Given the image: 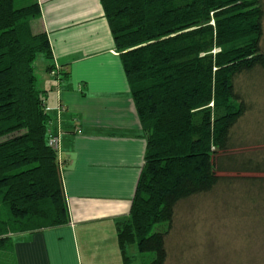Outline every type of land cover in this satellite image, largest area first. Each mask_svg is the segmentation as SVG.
I'll list each match as a JSON object with an SVG mask.
<instances>
[{
	"label": "trees",
	"instance_id": "16d2710c",
	"mask_svg": "<svg viewBox=\"0 0 264 264\" xmlns=\"http://www.w3.org/2000/svg\"><path fill=\"white\" fill-rule=\"evenodd\" d=\"M100 1L146 139L120 248L126 262L136 246L154 254L146 264H167L183 201L233 184L232 172H264V159L235 150L246 139L238 123L255 110L237 80L264 70V4ZM40 55L50 60L48 73L68 75L52 63L39 0H0V264H17L16 235L71 223L58 150L49 144L47 91L36 75ZM243 178L264 189V176Z\"/></svg>",
	"mask_w": 264,
	"mask_h": 264
},
{
	"label": "crops",
	"instance_id": "0c3cea01",
	"mask_svg": "<svg viewBox=\"0 0 264 264\" xmlns=\"http://www.w3.org/2000/svg\"><path fill=\"white\" fill-rule=\"evenodd\" d=\"M52 63L46 71L50 130L61 131L58 154L71 223L16 235L17 264H146L153 254L127 248L118 231L130 213L146 139L128 77L100 0H39ZM60 105L65 110H61Z\"/></svg>",
	"mask_w": 264,
	"mask_h": 264
},
{
	"label": "rangeland",
	"instance_id": "374dc122",
	"mask_svg": "<svg viewBox=\"0 0 264 264\" xmlns=\"http://www.w3.org/2000/svg\"><path fill=\"white\" fill-rule=\"evenodd\" d=\"M35 62L42 83L50 60L40 55ZM237 85L248 92L255 110L239 121L237 134L246 139L235 150L264 159V70L241 76ZM231 174L238 176L229 187L181 203L169 237L167 264H264V189L243 178L264 172ZM139 257L135 264H140Z\"/></svg>",
	"mask_w": 264,
	"mask_h": 264
},
{
	"label": "built area",
	"instance_id": "2783aa9c",
	"mask_svg": "<svg viewBox=\"0 0 264 264\" xmlns=\"http://www.w3.org/2000/svg\"><path fill=\"white\" fill-rule=\"evenodd\" d=\"M58 69V68H57ZM58 72V70H54L52 71V74L56 75ZM61 110H65L64 106L60 105ZM61 134V131L56 129L55 130H50L49 131V144L53 147H55L56 149L58 148V144H59V136ZM61 164V161H59Z\"/></svg>",
	"mask_w": 264,
	"mask_h": 264
}]
</instances>
